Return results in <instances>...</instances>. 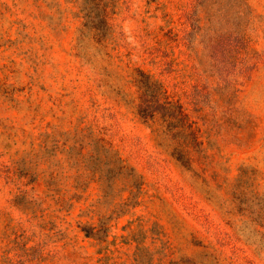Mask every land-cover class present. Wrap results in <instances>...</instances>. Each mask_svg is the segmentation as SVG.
I'll return each instance as SVG.
<instances>
[{"label":"rangeland","instance_id":"374dc122","mask_svg":"<svg viewBox=\"0 0 264 264\" xmlns=\"http://www.w3.org/2000/svg\"><path fill=\"white\" fill-rule=\"evenodd\" d=\"M0 264H264V0H0Z\"/></svg>","mask_w":264,"mask_h":264}]
</instances>
